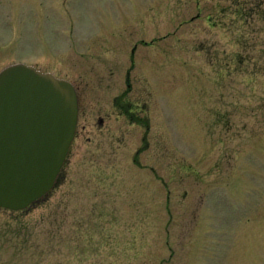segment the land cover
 Returning a JSON list of instances; mask_svg holds the SVG:
<instances>
[{
    "label": "rangeland",
    "instance_id": "obj_1",
    "mask_svg": "<svg viewBox=\"0 0 264 264\" xmlns=\"http://www.w3.org/2000/svg\"><path fill=\"white\" fill-rule=\"evenodd\" d=\"M15 62L103 100L131 68L145 112L79 117L56 189L0 208V264H264V0H0Z\"/></svg>",
    "mask_w": 264,
    "mask_h": 264
},
{
    "label": "water",
    "instance_id": "obj_2",
    "mask_svg": "<svg viewBox=\"0 0 264 264\" xmlns=\"http://www.w3.org/2000/svg\"><path fill=\"white\" fill-rule=\"evenodd\" d=\"M77 121L70 81L23 62L0 71V207L22 210L49 194Z\"/></svg>",
    "mask_w": 264,
    "mask_h": 264
},
{
    "label": "flooded vegetation",
    "instance_id": "obj_3",
    "mask_svg": "<svg viewBox=\"0 0 264 264\" xmlns=\"http://www.w3.org/2000/svg\"><path fill=\"white\" fill-rule=\"evenodd\" d=\"M130 64L132 66L135 64V48L131 50ZM123 78H125V83L127 88L126 91H122L120 94L115 95L112 97V99H108V100L98 99V97L91 96L86 90L87 84L85 83L80 85V83L83 82V79L78 80V82L71 81L76 88L77 96H78V105H79L78 123H79V117L81 116L85 117L95 113L97 115L96 123L99 130L101 131L103 128H105L106 120L109 119L110 117H114L117 120L127 119V118H130V120L139 119L141 117V114H144L145 112V99L142 100V97L140 96L138 97L132 96L131 88L133 86L132 84L133 79L131 77V68L127 70ZM108 101H110V107H109L110 112L106 110V105H105L106 102ZM77 129H78V125H77ZM76 136H77V130H76ZM60 182H61V176L58 178L53 190L56 189V187L60 184ZM46 197L37 200L35 203L32 204V206L37 205L42 200L46 199Z\"/></svg>",
    "mask_w": 264,
    "mask_h": 264
}]
</instances>
